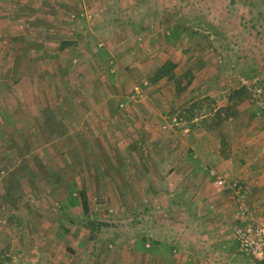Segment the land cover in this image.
<instances>
[{"label":"rangeland","instance_id":"rangeland-1","mask_svg":"<svg viewBox=\"0 0 264 264\" xmlns=\"http://www.w3.org/2000/svg\"><path fill=\"white\" fill-rule=\"evenodd\" d=\"M261 240L264 0H0V264Z\"/></svg>","mask_w":264,"mask_h":264},{"label":"built area","instance_id":"built-area-1","mask_svg":"<svg viewBox=\"0 0 264 264\" xmlns=\"http://www.w3.org/2000/svg\"><path fill=\"white\" fill-rule=\"evenodd\" d=\"M252 255L259 260V261H264V240H261V243L252 248Z\"/></svg>","mask_w":264,"mask_h":264},{"label":"trees","instance_id":"trees-1","mask_svg":"<svg viewBox=\"0 0 264 264\" xmlns=\"http://www.w3.org/2000/svg\"><path fill=\"white\" fill-rule=\"evenodd\" d=\"M83 206L85 208V210L88 209V201L85 195H83Z\"/></svg>","mask_w":264,"mask_h":264}]
</instances>
